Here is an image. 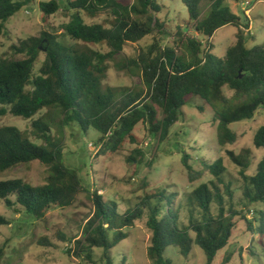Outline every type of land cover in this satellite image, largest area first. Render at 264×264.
Masks as SVG:
<instances>
[{
	"label": "trees",
	"instance_id": "1",
	"mask_svg": "<svg viewBox=\"0 0 264 264\" xmlns=\"http://www.w3.org/2000/svg\"><path fill=\"white\" fill-rule=\"evenodd\" d=\"M160 1L133 0L124 4L119 0H66V9L72 15L61 27V37L45 32L40 38L33 37L12 47L22 59L0 58V118L11 114L32 120L30 135L41 142L37 144L16 127L0 128V173L35 161L48 172L41 186L22 179L0 181V205L42 220L49 210L71 208L81 193L88 192L94 216L84 226V238L76 242L75 251L77 255L84 253L91 263L93 249L97 248L103 251V261L113 264L111 251L128 238L126 230L144 220L151 234L147 257L153 264H172L165 258L170 247L188 259L195 246L203 250L206 264H214L218 253L229 245L238 216L250 232L260 236L258 246L264 252V209H257L264 206V156L256 172L247 175L252 165L249 149L240 155L227 154L240 168L244 179L242 205L248 211L254 208L251 219L236 210L229 186L222 193L215 182L189 194L187 220L182 218L184 203L177 204V195L167 191L147 195L122 214L116 203L107 202L98 191L86 190L78 171L65 165L63 141L54 135L50 122L61 130L71 124L84 134L95 130L101 136L99 144L117 152L127 143L139 144L135 131L140 124L149 136L167 140L172 127L184 115L187 98L197 97L204 102L201 110L213 113L214 122L218 123V143L225 149L238 139L230 125L252 120L264 108V45L246 46L243 29L248 28L224 0H207L211 10L202 20L203 0H182L189 15L186 27L193 28L194 34L187 36L186 27L178 28L175 49L164 48L155 40L123 64L122 69L132 76H141L144 88L104 87L109 63L127 44H138L164 28L159 18L164 10ZM34 4L35 0H0V35L12 17ZM62 4L52 0L39 4V9L48 17L58 12ZM106 11L112 17L109 26L89 25L81 14L96 17ZM226 26L238 29L237 42L219 58L212 53L214 46L204 45L201 38L210 39ZM65 38L72 43L64 42ZM92 45H105L109 52L95 50ZM42 52L45 60L35 73ZM225 87L233 93L231 96L224 93ZM44 110L57 112L58 118L49 114L35 119ZM254 147L264 150V126L255 134ZM134 153L142 154L138 149ZM182 163L191 181L202 176V172L194 176L188 156L183 157ZM204 171L222 183L226 173L223 159L205 163ZM7 225L9 218L0 213V227ZM59 237L71 241L65 234ZM5 257V249L0 247V264H8Z\"/></svg>",
	"mask_w": 264,
	"mask_h": 264
},
{
	"label": "rangeland",
	"instance_id": "2",
	"mask_svg": "<svg viewBox=\"0 0 264 264\" xmlns=\"http://www.w3.org/2000/svg\"><path fill=\"white\" fill-rule=\"evenodd\" d=\"M52 0H35L33 8H25L6 23L4 33L0 35V58L22 59L15 55L12 47L30 38H40L47 32L58 37L62 36L61 27L71 20L72 12L66 9V0L62 1V8L51 16H44L39 4ZM124 4H131L133 0H119ZM164 6L159 15L163 29H158L154 35L138 44H127L122 53L109 63L107 79L104 87H130L142 89V78L136 74L132 76L122 69L123 64L131 58H136L140 49L150 46L155 40L160 41L164 48H176L179 37L178 28L186 27L189 20L187 8L182 0H161ZM224 4L242 19L246 36V46L252 48L264 45V0H224ZM200 19H204L211 10V3L203 0ZM89 25L103 24L109 26L112 21L110 12H102L96 17H89L81 13ZM187 36L194 34V29L185 28ZM238 29L226 26L218 30L210 39L201 38L204 45L212 44V51L222 58L229 47L237 42ZM72 43L68 39H62ZM95 50L109 52L105 45H92ZM181 55L182 51H178ZM45 60L41 53L35 65L38 72ZM224 93H233L224 88ZM204 102L197 97H188L183 108L184 115L174 125L165 141L159 137L149 136L146 127L140 124L135 134L139 139L138 145L127 143L117 152H112L99 144L101 136L95 130L84 134L76 124L66 126L63 130L51 123L54 135L62 139L64 145V162L69 168L80 174L83 185L90 192L98 191L107 202L118 205L120 213L129 208H135L147 195L167 191L177 195V204L184 203L183 220H187L190 207L186 206L189 194L198 187L215 182L222 193L229 186L233 192V204L237 211L243 212L248 219L253 217V207L249 209L242 205L244 179L240 175V168L235 165L228 152L240 155L244 150L252 151L251 167L247 175H253L264 150L254 147V137L258 129L264 126V108H261L252 120L231 124L230 128L236 132L237 141L221 148L218 143L217 126L213 113L209 109L201 110ZM160 110V109H159ZM49 114L58 118L55 111L44 110L35 119ZM160 118L162 111L160 110ZM32 120H26L7 114L0 118V128L16 127L30 135ZM32 139L40 141L30 135ZM142 152L135 155V150ZM184 156H188V163L196 176H202L191 181L182 163ZM223 159L226 173L223 181L218 182L209 172L204 171V164H213ZM48 175L47 169L35 161L19 166L5 173H0V181L22 179L25 182L41 186ZM88 192L78 196L74 206L67 209H51L42 220H35L24 213H15L0 205V213L10 220V225L0 227V247L5 249V262L8 264H106L103 261V251L93 249L92 263L84 253L77 255L76 242L84 238L83 228L93 218V204ZM226 202L229 203L228 197ZM257 209H264L260 206ZM216 212V208L213 207ZM199 219V215H196ZM128 238L114 248L110 255L113 264H153L147 257V248L151 234L145 220L136 222L135 227L126 230ZM59 234H65L71 241H64ZM259 235L249 231L241 216L236 217V227L229 245L218 253L214 264H264V252L258 246ZM165 258L172 264H206V257L202 249L195 246L188 259L180 255L179 250L170 247Z\"/></svg>",
	"mask_w": 264,
	"mask_h": 264
}]
</instances>
